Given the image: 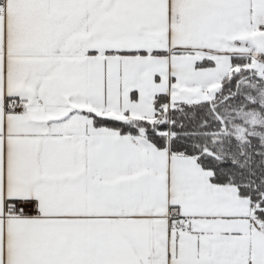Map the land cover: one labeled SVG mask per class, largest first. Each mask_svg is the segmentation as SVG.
<instances>
[{
	"label": "snow or ice",
	"instance_id": "snow-or-ice-1",
	"mask_svg": "<svg viewBox=\"0 0 264 264\" xmlns=\"http://www.w3.org/2000/svg\"><path fill=\"white\" fill-rule=\"evenodd\" d=\"M0 264H264V0H0Z\"/></svg>",
	"mask_w": 264,
	"mask_h": 264
}]
</instances>
